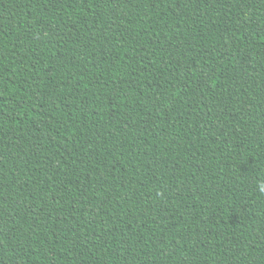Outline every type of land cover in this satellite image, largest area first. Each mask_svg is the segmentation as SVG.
Here are the masks:
<instances>
[{"label":"trees","instance_id":"trees-1","mask_svg":"<svg viewBox=\"0 0 264 264\" xmlns=\"http://www.w3.org/2000/svg\"><path fill=\"white\" fill-rule=\"evenodd\" d=\"M264 0H0V264H264Z\"/></svg>","mask_w":264,"mask_h":264},{"label":"clouds","instance_id":"clouds-1","mask_svg":"<svg viewBox=\"0 0 264 264\" xmlns=\"http://www.w3.org/2000/svg\"><path fill=\"white\" fill-rule=\"evenodd\" d=\"M258 191H260L261 193H264V182H261V183L258 185Z\"/></svg>","mask_w":264,"mask_h":264}]
</instances>
